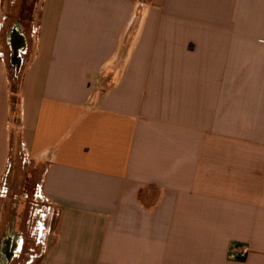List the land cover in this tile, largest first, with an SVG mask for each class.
I'll use <instances>...</instances> for the list:
<instances>
[{
  "label": "crops",
  "instance_id": "crops-1",
  "mask_svg": "<svg viewBox=\"0 0 264 264\" xmlns=\"http://www.w3.org/2000/svg\"><path fill=\"white\" fill-rule=\"evenodd\" d=\"M22 4L0 189L22 146L50 219L29 264H264V0H37L6 31Z\"/></svg>",
  "mask_w": 264,
  "mask_h": 264
},
{
  "label": "rangeland",
  "instance_id": "rangeland-1",
  "mask_svg": "<svg viewBox=\"0 0 264 264\" xmlns=\"http://www.w3.org/2000/svg\"><path fill=\"white\" fill-rule=\"evenodd\" d=\"M17 14L14 11V16L7 18L10 25L6 26V31L18 21ZM2 49L9 60L12 55L10 46L4 43ZM15 118H18V114ZM15 154L11 157L0 189V264H29L36 261L42 253V237L46 235L44 227L49 219L44 215L47 204L39 194L42 167L27 158L22 146L19 149L16 147ZM9 236L17 238L19 242L11 261L1 252L3 241Z\"/></svg>",
  "mask_w": 264,
  "mask_h": 264
},
{
  "label": "trees",
  "instance_id": "trees-1",
  "mask_svg": "<svg viewBox=\"0 0 264 264\" xmlns=\"http://www.w3.org/2000/svg\"><path fill=\"white\" fill-rule=\"evenodd\" d=\"M37 0H23V4L21 6L19 15H18V22L21 24L24 30H27L32 23L34 6ZM24 62H27L25 58ZM10 69V89H11V103L13 107V114H18V107L20 104V94L21 88L23 83V74L20 72L19 74L16 73V68L9 64Z\"/></svg>",
  "mask_w": 264,
  "mask_h": 264
},
{
  "label": "water",
  "instance_id": "water-1",
  "mask_svg": "<svg viewBox=\"0 0 264 264\" xmlns=\"http://www.w3.org/2000/svg\"><path fill=\"white\" fill-rule=\"evenodd\" d=\"M10 48L12 51L11 56V64L16 68V73L19 74L22 70L23 66V54L26 53L27 50V42L25 36L19 31L18 27L13 28L10 40H9ZM19 243L12 246H9L10 255L8 256V260L11 261L15 252L18 250Z\"/></svg>",
  "mask_w": 264,
  "mask_h": 264
},
{
  "label": "flooded vegetation",
  "instance_id": "flooded-vegetation-1",
  "mask_svg": "<svg viewBox=\"0 0 264 264\" xmlns=\"http://www.w3.org/2000/svg\"><path fill=\"white\" fill-rule=\"evenodd\" d=\"M18 239L17 238H13L11 236H9L7 239H5L3 241V246H2V249H1V252H2V255L5 256V258L8 260V256L10 255V249H8L9 246H12L15 245V244H18ZM17 252V251H16ZM15 252V254H16Z\"/></svg>",
  "mask_w": 264,
  "mask_h": 264
},
{
  "label": "built area",
  "instance_id": "built-area-1",
  "mask_svg": "<svg viewBox=\"0 0 264 264\" xmlns=\"http://www.w3.org/2000/svg\"><path fill=\"white\" fill-rule=\"evenodd\" d=\"M39 194H40V191H39ZM247 256H248V250L243 247L238 249L237 253L235 254V257L240 258V259H245Z\"/></svg>",
  "mask_w": 264,
  "mask_h": 264
}]
</instances>
